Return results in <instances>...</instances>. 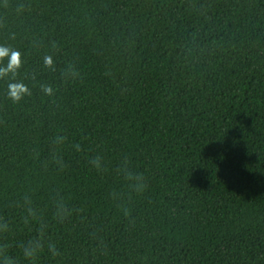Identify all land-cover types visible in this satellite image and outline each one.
I'll return each mask as SVG.
<instances>
[{"label":"trees","instance_id":"obj_1","mask_svg":"<svg viewBox=\"0 0 264 264\" xmlns=\"http://www.w3.org/2000/svg\"><path fill=\"white\" fill-rule=\"evenodd\" d=\"M0 44L32 92L14 104L0 80V246L16 264H264V0H0ZM24 193L40 221L24 223Z\"/></svg>","mask_w":264,"mask_h":264},{"label":"clouds","instance_id":"obj_2","mask_svg":"<svg viewBox=\"0 0 264 264\" xmlns=\"http://www.w3.org/2000/svg\"><path fill=\"white\" fill-rule=\"evenodd\" d=\"M43 68L47 70H55V63L51 55H45L42 58ZM24 66V61L21 52L7 44H0V80H4L7 83V98L12 103H19L25 97L32 94L29 86L18 76L21 73V69ZM40 90L47 96L54 95V89L50 84H40ZM65 141V137L57 135L53 138V150L56 151L59 145H62ZM77 151H80V145H75ZM54 160L59 165L63 166V161L59 156H54ZM90 164L97 170L102 168V159L100 156L93 157ZM118 174L123 176L126 182V188L128 195L131 196L133 193H142L147 187L145 179L141 173H136L130 170L128 167L127 158H125L123 164L117 168ZM110 195L114 199L118 198L119 193L113 192ZM54 208V218L60 222L69 218L73 214V209L69 207L62 195L56 194L50 198ZM22 206L25 208L27 215L23 218L24 223L27 224L31 220L40 221V217L37 213V209L33 206L32 196L29 193L21 195ZM19 204V201L17 202ZM16 206V205H13ZM127 214V213H126ZM46 225L40 223L37 230L38 234L36 237L30 239L26 244H22L21 248L23 256L28 260H34L37 255L44 249V232ZM9 230V223L3 216H0V232H7ZM7 245L0 246V264H16L15 260L6 254ZM48 250L53 257L59 255V252L54 244L48 243Z\"/></svg>","mask_w":264,"mask_h":264}]
</instances>
